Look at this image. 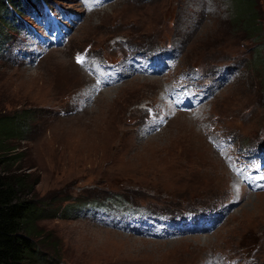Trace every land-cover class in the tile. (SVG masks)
Returning a JSON list of instances; mask_svg holds the SVG:
<instances>
[{
	"label": "rangeland",
	"instance_id": "1",
	"mask_svg": "<svg viewBox=\"0 0 264 264\" xmlns=\"http://www.w3.org/2000/svg\"><path fill=\"white\" fill-rule=\"evenodd\" d=\"M87 1L101 5L83 11L67 45L40 60L28 56L40 48L36 35L55 31L43 13L79 11L78 0H46L42 9L28 2L18 9L24 24L11 44L14 22L0 19V118H26H17L22 131L7 136L0 156L14 154L10 167L34 181L26 197L46 206L47 215L33 227L42 252L54 254L57 264H199L207 251L225 264H243L242 248L263 236L250 264H264V191L246 195L241 188V200L225 223L200 239H144L122 229L128 223L122 220L141 205L152 208L163 194L160 208L171 210L193 205L198 196L224 193L225 167L264 144V43L263 63L255 66L251 42L231 24L230 0ZM256 2L264 29V0ZM203 6H212L209 16L200 13ZM118 38L133 50L161 48L176 39L178 68L235 62L242 74L219 87L200 110L158 109L154 103L163 100L159 89L165 80L159 77H131L87 99L92 87L80 81L91 80L78 71L72 51L87 46L115 57L111 44ZM82 99L85 104H76ZM113 194L130 203L133 213L112 203L83 205ZM78 201L82 206L64 210ZM117 221L122 222L114 226Z\"/></svg>",
	"mask_w": 264,
	"mask_h": 264
},
{
	"label": "trees",
	"instance_id": "2",
	"mask_svg": "<svg viewBox=\"0 0 264 264\" xmlns=\"http://www.w3.org/2000/svg\"><path fill=\"white\" fill-rule=\"evenodd\" d=\"M230 1L232 8H235L231 24L246 34L251 42V49H254L252 60L255 65H260L263 63L264 39L260 15L257 13V2L256 0ZM6 3L14 7L13 0H0L1 14L7 9ZM0 22L3 21L0 20ZM20 117L24 119L23 115L0 118V151L4 150L2 144L9 134L22 131L20 126H15L18 122L17 118L20 119ZM12 155L14 154L0 156V166L8 168V170L0 171V264H57L56 256L45 255L39 245L41 242L34 239L33 227L37 219L47 215L46 206L40 201L26 197L34 181L29 182L25 175L10 167L9 160L13 158ZM78 204L80 202L65 206L64 210L73 209Z\"/></svg>",
	"mask_w": 264,
	"mask_h": 264
},
{
	"label": "snow or ice",
	"instance_id": "3",
	"mask_svg": "<svg viewBox=\"0 0 264 264\" xmlns=\"http://www.w3.org/2000/svg\"><path fill=\"white\" fill-rule=\"evenodd\" d=\"M82 60H83L82 57H80V56L77 57V62H78V63H79V62H82ZM257 179H264V177H257Z\"/></svg>",
	"mask_w": 264,
	"mask_h": 264
},
{
	"label": "bare ground",
	"instance_id": "4",
	"mask_svg": "<svg viewBox=\"0 0 264 264\" xmlns=\"http://www.w3.org/2000/svg\"><path fill=\"white\" fill-rule=\"evenodd\" d=\"M7 13H8V12H7ZM8 14H9V13H8ZM9 16H10V15H9ZM150 79H153V80H154V78H150ZM109 88H113V87H109ZM107 89H108V88H107ZM107 89H106V90H107ZM103 91H105V89H103ZM196 238H197V237H196Z\"/></svg>",
	"mask_w": 264,
	"mask_h": 264
}]
</instances>
